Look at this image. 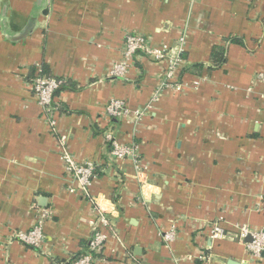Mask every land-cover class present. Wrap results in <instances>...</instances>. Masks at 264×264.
I'll list each match as a JSON object with an SVG mask.
<instances>
[{"label":"crops","instance_id":"crops-1","mask_svg":"<svg viewBox=\"0 0 264 264\" xmlns=\"http://www.w3.org/2000/svg\"><path fill=\"white\" fill-rule=\"evenodd\" d=\"M131 33L155 48L186 36L182 71L210 66L215 46H226V62L185 73L182 90L155 98L166 62L139 56L125 78L111 76ZM231 37L242 44L226 45ZM38 66L64 82L55 127L32 90ZM260 75L264 0H0V264H73L88 252L97 205L111 224L96 264H264L235 231L264 229ZM112 100L147 114L137 124L111 119ZM107 132L138 146L145 185L132 160L111 157ZM64 152L96 167L86 191L67 175ZM41 210L52 216L33 249L15 234L31 230ZM215 223L225 240L210 238ZM172 228L177 238L165 246Z\"/></svg>","mask_w":264,"mask_h":264},{"label":"built area","instance_id":"built-area-1","mask_svg":"<svg viewBox=\"0 0 264 264\" xmlns=\"http://www.w3.org/2000/svg\"><path fill=\"white\" fill-rule=\"evenodd\" d=\"M187 37L183 36L179 43L174 47L164 46L161 48L153 47L149 40L140 34H128L124 40L123 59L118 63L111 72L113 78L123 79L134 60L143 56L155 62H166L167 69L161 81L160 89L156 92L155 98L164 89L172 88L180 91L186 86L178 79V72L183 63L182 52ZM264 81V75L259 76ZM64 82L48 76L42 66L36 67V75L32 80V90L36 97L37 103L43 109L46 119L51 127L56 126L55 115L57 108L54 106L56 93L63 86ZM105 113L109 118L125 119L133 116L135 124H137L146 114L147 110L139 112H129L123 102L112 100L105 109ZM106 142L110 146V155L114 160L130 159L134 162L137 177L142 185L146 184L145 172L142 168L138 156V146L132 144L130 146L120 144L111 132L105 134ZM66 140L61 138V145ZM65 164V170L69 178L76 181L84 191L91 186L92 181L96 178V167L92 163H80L71 154L64 152L62 155ZM97 205V204H96ZM95 210L98 220L95 222L94 234L91 238L88 252L78 258L73 264H96L98 257L101 255L107 242L106 230H110L109 216L105 215V210L97 205ZM52 212L50 210H41L36 225L27 232H17L15 238L24 246L40 249L44 241L43 226L46 220L50 219ZM236 237L240 242H246L248 238L250 242H246L247 250L250 257L261 259L264 256V229L255 231L248 226H238ZM228 236L227 231L220 225L215 223L212 228L210 238L216 241L225 240ZM177 238L176 228L163 234L165 246H170Z\"/></svg>","mask_w":264,"mask_h":264},{"label":"trees","instance_id":"trees-1","mask_svg":"<svg viewBox=\"0 0 264 264\" xmlns=\"http://www.w3.org/2000/svg\"><path fill=\"white\" fill-rule=\"evenodd\" d=\"M229 44H235V45H241L242 44V40L238 39V38H228L226 40V45ZM226 54H227V50H226V46H215L211 52V58H210V66L205 67V65L200 64V65H195L193 66L191 69L187 70L188 73H194L196 71L198 72H203V70L206 68L209 72L210 71H214L216 69H219L221 66H223V64L226 62ZM183 58V57H182ZM186 70H180L178 72V79L180 80V82H182V78L184 77L185 73H187ZM181 78V79H180ZM83 255L78 256V258H80ZM76 258V259H78Z\"/></svg>","mask_w":264,"mask_h":264},{"label":"water","instance_id":"water-1","mask_svg":"<svg viewBox=\"0 0 264 264\" xmlns=\"http://www.w3.org/2000/svg\"><path fill=\"white\" fill-rule=\"evenodd\" d=\"M33 25H34L33 23H32V24L29 23L28 26L26 27V29H25L24 31H22L21 33H19V34L16 36L17 40H21L22 38H24L25 36H27V35L29 34V32L31 31V29L33 28ZM3 33H4V36L7 37V39L10 38V37L8 36L7 32H3ZM10 39H11V38H10ZM250 241H251L250 238H248V239L246 240V242H250ZM227 264H240V262L231 259V260H228V261H227Z\"/></svg>","mask_w":264,"mask_h":264}]
</instances>
